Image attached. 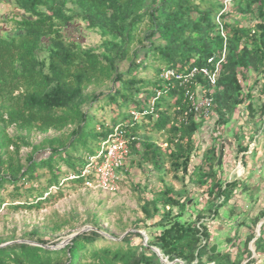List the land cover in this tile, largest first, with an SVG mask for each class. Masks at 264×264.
Masks as SVG:
<instances>
[{"label": "trees", "instance_id": "obj_1", "mask_svg": "<svg viewBox=\"0 0 264 264\" xmlns=\"http://www.w3.org/2000/svg\"><path fill=\"white\" fill-rule=\"evenodd\" d=\"M13 1L24 14L17 22L19 33L0 35V190L8 184L14 191L7 207L13 211L38 210L44 203L61 197L62 183L84 185L81 172L88 158L117 125H123L126 131L129 157L137 155L138 164L149 166L163 188L140 206L143 222L159 217L151 226L154 231L148 235L147 246L134 243L135 238L142 239L138 232L123 237L109 234L114 240L104 234L108 232L98 223H93L91 230L77 233L58 249L43 247L50 244L34 239L36 233L30 235L29 241L37 245L16 242L0 247V264H87L85 260L89 264H162L151 248L158 249L168 262L179 260L184 264H241L244 255L249 259L247 244L253 236L243 242L244 249L240 252L238 248L233 260L229 253L210 254L213 244L204 213L216 214L230 201L239 182L218 177L223 146L220 144L218 148L215 142L190 170L196 150L193 138L204 120L188 111L184 90L174 81L163 82L159 74L164 67L187 72L195 65L206 64L209 57L225 49L226 58L214 89L199 80L206 94L212 92L211 117L216 118L213 131L227 127L241 106L252 117L263 116L264 106L254 109L252 89L246 91L244 83L251 72L257 77L264 74V0H159V4L156 0ZM224 1L230 2L225 12ZM235 16L253 20V25H241ZM74 19L84 21L88 29L101 36L100 53L82 50L77 42L64 39L61 27ZM145 21L149 32L140 37L139 28ZM135 43L142 49L131 52L127 78L118 66L128 58ZM42 48L47 51L46 58L39 55ZM150 59L157 65L158 78L142 82L133 75L145 68ZM99 80L118 85L106 98L114 104L120 100L121 109L134 104V110H143L155 97L156 90H161L162 95L155 99L153 112L141 123L134 122L129 115L128 122L122 116L105 125L88 112L101 94L92 98L83 96L84 89ZM148 88H152L150 93H146ZM169 100H173L172 107ZM89 101L91 107L86 109ZM149 123L156 132L168 133L165 149L149 137H142L141 130ZM9 129H13V134ZM49 131L61 134L46 138L37 146L30 142L32 132ZM220 134L219 131L216 141H220ZM23 147H31L24 162L20 157ZM241 151L243 148H238ZM166 162L172 172L181 171L206 197V208L197 211L194 217L189 214L192 211L189 199L181 201L176 191L165 184ZM38 170L49 176L42 190L34 183L40 177ZM52 188L58 192L50 193ZM23 193L33 200L15 204ZM3 204L0 194V209ZM13 240H0V245ZM254 244L257 252H264L262 235ZM245 264H251V260Z\"/></svg>", "mask_w": 264, "mask_h": 264}, {"label": "rangeland", "instance_id": "obj_2", "mask_svg": "<svg viewBox=\"0 0 264 264\" xmlns=\"http://www.w3.org/2000/svg\"><path fill=\"white\" fill-rule=\"evenodd\" d=\"M149 2H147V4ZM156 3L159 4V0H156ZM23 15V12L16 7L13 0H0V35H17L19 33L17 22L20 20L19 16ZM234 18L244 26L253 23V20L251 22L247 18L239 16H235ZM147 24L148 22L145 21V23L140 26L138 34L140 37L143 36V33L149 32L146 28ZM61 31L66 41L71 40L77 42L82 50L92 49L95 53H100L102 51L100 46L102 42L101 36L97 32L88 29L87 24L82 20L74 19L70 23L63 25ZM136 48H141V46L138 43H135L132 46L131 51H129L128 58L119 63L118 70L120 73L127 74L130 66L129 60L132 58L131 52ZM39 55L41 58H46L47 51L42 48ZM156 67L157 65L153 63L152 59H150L147 62V66L138 69L133 76L142 82H154L158 78V72L155 71ZM254 78L255 76L250 74L249 85H252ZM253 86H255V84H253ZM112 88L117 89L118 85L110 80H99L89 85L83 92L85 98H92L101 94L98 101L93 103L92 101H89L85 108L88 109L92 106L88 111L90 116H93L96 121L105 125L113 124L114 120H120L122 119V116H126V119L124 120L125 122L130 121L128 112L129 110L135 109L134 104H129L126 108H119L120 100H118L116 104L109 102L106 95L111 92ZM145 90L146 93H150L152 88ZM257 99V104L264 103V98L257 97ZM91 103L92 105L89 106ZM168 105L172 107L173 100H169ZM232 117L233 121H231L228 130H226V128H221L219 130L221 132L220 141H216V135L219 131H213L216 118L211 117L208 120H204L201 128L193 138L196 150L194 153L195 155L191 159L190 170L199 164L203 153L214 142L218 145V148L220 147V144L223 146V158L226 157L227 159L228 157H234V154L229 150L228 144L224 142L227 136L226 132L231 131V135L233 136H236L241 132L243 133L242 128L245 121L242 120L243 118L239 113V110ZM152 126L153 125L150 123L144 125L141 130L142 137H149L152 141L156 142L157 145L165 149L168 133L166 131L156 132L153 130ZM9 132L13 134V129H9ZM64 132L67 131L65 130ZM60 134L61 133L54 131H49L46 134L32 132L29 138L30 142L37 146L40 145L44 139L57 137ZM30 152L31 147L21 148L20 157L22 158V162H24L25 157ZM237 158H239V156ZM138 161L139 157L137 155L130 154L129 160L125 164L126 166L120 173L119 182L112 191L89 189L84 185L80 186L74 183L65 182L62 183L59 191L62 193L61 197L55 198L48 203H44L42 208L38 210L20 209L18 211H13L9 209L7 206L11 203L10 198L14 194V191L11 185L6 184L5 187L0 190V194L4 199V204L0 209V240L6 242L14 239L12 242L25 241L33 243L29 241V237L30 235H33V233H36L34 239H43L50 244L45 245L46 247H54L55 249H58L63 247V242H66L64 244L65 246L75 234L89 231L93 228V223H98L102 230L108 232V234H104L111 239L114 238L110 237L109 234L116 237H123L129 232H138L142 236V239L135 238L134 243L144 245V239L147 238L148 241L149 233L154 231L151 226L158 222L159 217L143 222L144 216L140 211V206L145 200H150L152 194L159 192L163 188V184H161L158 175L152 171L149 166H142L141 164H138ZM62 167L64 170H67L63 165ZM164 169L167 171L163 176L165 184L176 191L181 201L189 199L188 205L192 206V211L189 212V214L192 217L197 215V211L206 208V202L204 201V198L206 197L202 194L200 187L189 182V178L187 176L184 177L181 171L177 173L172 172L168 162H166ZM37 174L40 175V177L34 182L35 187L38 190H42V188L46 186L49 176L44 170H38ZM218 177H221L223 180L226 179L225 174L221 171L219 172V170ZM63 181L64 180H62V182ZM22 192L23 190H21V193ZM57 192L56 188L50 190V193L52 194H56ZM263 197L264 192H258L256 199L261 200ZM242 199L243 198L238 196V192H234L230 199L231 203H234L235 205L233 207V214L238 213L241 210L239 201ZM32 200L33 198L29 197L28 194L23 193L22 198L18 199L15 204H22L25 201L30 202ZM220 202L221 201H219V203ZM242 210L245 211L248 209L242 208ZM176 213L177 209L174 210V214ZM213 215V212L205 211L203 217L205 222H207V226L216 229L219 225H217L218 223L215 224L214 220H217L218 217L214 218ZM187 218L188 215L185 216V219ZM233 218L235 217L232 216V219ZM254 230L255 227H252L250 229V234H252ZM231 239L233 241L231 244L227 243V245L233 248L230 255L232 259H235L238 248L241 252L244 249V245H238L236 242L237 238ZM212 242L213 241L211 240V243ZM220 246L221 244L219 247L217 246V250L220 249ZM247 249L251 251L252 257H250L251 259L253 258L251 264H264V254L259 258H256L255 254L253 255V252H255V246L252 242L247 244ZM247 258V255L245 257L243 256L242 260L244 261ZM85 263L89 264L90 261L85 260Z\"/></svg>", "mask_w": 264, "mask_h": 264}, {"label": "crops", "instance_id": "obj_3", "mask_svg": "<svg viewBox=\"0 0 264 264\" xmlns=\"http://www.w3.org/2000/svg\"><path fill=\"white\" fill-rule=\"evenodd\" d=\"M250 74L255 76L252 85H249ZM256 80H258V83H255ZM253 84H255V86H253ZM244 85L246 91L252 89L253 107L255 110H259L261 106H264V103L257 104V97L264 98V93H262L264 87V74L257 77L253 72L249 73ZM238 110L243 118L242 120L245 121L242 128L243 133L241 132L233 136L231 135V131H229L230 133L226 132L227 136L224 142L228 144L229 150L234 154V159L232 157H228L227 159L226 157L223 158L219 172L221 171L225 174V181L239 182V188L234 190V192H238V196L244 200L242 199L239 201L241 210L235 214H233V207L235 205L229 201V205L227 203L213 215L214 218L218 217L217 220H214V223H218L217 225L219 226L216 229H212L208 226L211 240L213 241L212 244L218 247L221 244L218 251L229 254H231L233 248L227 245V243L231 244L227 239L237 238L236 242L238 245H241L250 236H253V239L250 241L253 244L255 243L253 242L255 238L257 240L261 235L262 238H264V197L261 200L256 199L258 192H264V115L259 116L256 114L252 117L248 114L244 106H241ZM231 121H233V117L228 126L225 127L226 130L230 127ZM238 148H243V151L238 152ZM238 156L239 158H237ZM242 208L248 210L244 211ZM232 216L235 218L232 219ZM252 227H255V233L253 232L250 234V229ZM254 254L256 258H259L264 252H257L255 250V252H253V255ZM245 256L246 255H244V257ZM251 257L241 261V264L248 262ZM251 261H253V258Z\"/></svg>", "mask_w": 264, "mask_h": 264}, {"label": "built area", "instance_id": "obj_4", "mask_svg": "<svg viewBox=\"0 0 264 264\" xmlns=\"http://www.w3.org/2000/svg\"><path fill=\"white\" fill-rule=\"evenodd\" d=\"M225 12L230 5L229 1H224ZM221 12V13H223ZM221 35L225 37L219 18ZM226 58L225 49L217 55H213L206 60L202 66H193L187 72H177L170 67L161 69L159 77L163 82H176L178 87L184 90V97L189 103V112L195 114V118L208 120L212 111V92L206 94L199 80H204L211 88L217 84L222 64ZM161 90L155 91V97L148 101V106L143 110H130L129 115L136 123L145 120V116L153 112L155 99L160 98ZM100 130V128H98ZM133 140V138H131ZM129 139L123 125L112 128L109 136L98 144L96 153L89 157L87 164L81 175L85 178L84 186L89 189L102 191H112L119 182L122 168L129 159ZM71 179H75L71 176Z\"/></svg>", "mask_w": 264, "mask_h": 264}, {"label": "water", "instance_id": "obj_5", "mask_svg": "<svg viewBox=\"0 0 264 264\" xmlns=\"http://www.w3.org/2000/svg\"><path fill=\"white\" fill-rule=\"evenodd\" d=\"M76 235V234H75ZM74 235V236H75ZM74 236H72L70 239H72ZM256 241V238L253 240V242ZM12 243H16V242H9V243H5L3 245H0V247H5L7 245H10ZM19 243H28V244H31V245H37L35 243H30V242H25V241H19ZM66 242H63V246ZM61 245V246H62ZM144 246H147V238L144 239ZM45 248H50V249H55L54 247H46V246H43ZM151 250L156 254V256L159 258L160 262L162 264H184L183 262L179 261V260H175L173 262H168L167 259L163 258V256L161 255L160 251L156 248H151ZM217 245H213L210 249V254H215L217 252Z\"/></svg>", "mask_w": 264, "mask_h": 264}]
</instances>
